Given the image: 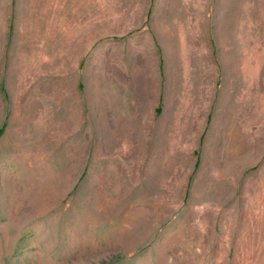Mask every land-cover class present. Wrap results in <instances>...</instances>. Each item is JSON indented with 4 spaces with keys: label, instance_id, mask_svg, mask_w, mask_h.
Here are the masks:
<instances>
[{
    "label": "rangeland",
    "instance_id": "374dc122",
    "mask_svg": "<svg viewBox=\"0 0 264 264\" xmlns=\"http://www.w3.org/2000/svg\"><path fill=\"white\" fill-rule=\"evenodd\" d=\"M0 264H264V0H0Z\"/></svg>",
    "mask_w": 264,
    "mask_h": 264
}]
</instances>
